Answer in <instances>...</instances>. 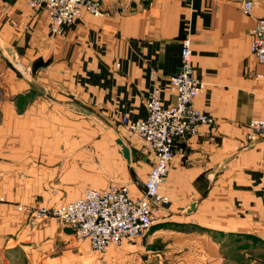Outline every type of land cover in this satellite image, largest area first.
Returning a JSON list of instances; mask_svg holds the SVG:
<instances>
[{
    "label": "crops",
    "instance_id": "1",
    "mask_svg": "<svg viewBox=\"0 0 264 264\" xmlns=\"http://www.w3.org/2000/svg\"><path fill=\"white\" fill-rule=\"evenodd\" d=\"M244 1L100 0L105 14L85 12L55 34L28 0H0V264H108L119 255L95 259L86 239L83 252L67 246L75 235L54 217L32 224L28 207L111 182L144 194L155 156L122 118H146L155 86L164 106L175 102L171 78L184 37L205 82L195 104L214 123L175 142L170 203L119 256L132 253V264H264V138L247 137L249 121L264 118V64L251 52L264 4L254 0L248 13Z\"/></svg>",
    "mask_w": 264,
    "mask_h": 264
},
{
    "label": "built area",
    "instance_id": "2",
    "mask_svg": "<svg viewBox=\"0 0 264 264\" xmlns=\"http://www.w3.org/2000/svg\"><path fill=\"white\" fill-rule=\"evenodd\" d=\"M264 4V0H262ZM35 11L44 10L52 33L60 34L66 26L75 23L85 12L105 14L100 0H28ZM258 2L245 0L243 9L250 13ZM251 52L264 64V15L256 18L251 30ZM182 65L171 78L176 100L170 106L162 102L159 86L151 89L145 98L147 116L123 123L145 141L155 156L154 164L145 181V192L133 197L125 184L111 182L105 188H86L74 200L56 206H39L35 218L54 217L64 227L76 230L75 236L86 239L93 251L104 253L112 246L144 236L151 228L155 216L170 203L165 191L166 175L174 156V145L179 138L197 134L203 124H213L214 118L195 104L205 82L195 72L194 53L190 37L182 39ZM250 140L264 138V118H252L248 123Z\"/></svg>",
    "mask_w": 264,
    "mask_h": 264
},
{
    "label": "rangeland",
    "instance_id": "3",
    "mask_svg": "<svg viewBox=\"0 0 264 264\" xmlns=\"http://www.w3.org/2000/svg\"><path fill=\"white\" fill-rule=\"evenodd\" d=\"M51 31V30H50ZM62 203V202H61ZM60 204V203H59ZM39 206H46V205H37V206H33V207H28V211L30 212L31 214V223L32 224H37L38 222L42 221V219L40 218H35L34 215H33V212H35V209L38 208ZM56 206V205H55ZM166 206V205H165ZM165 206H163L165 208ZM48 207H51V206H48ZM163 209V208H161ZM160 209V210H161ZM44 220V219H43ZM143 237V236H142ZM142 237H139V238H142ZM139 238H136V239H139ZM136 239L134 240H128V241H124L123 243H121L120 245H115V246H112L109 250H107L106 252L104 253H95L94 252V256H95V259L97 258H103V257H106L108 255H106L109 251H111L112 249H117V250H120L119 251V255H120V252L122 251V247L124 245L127 244H130L132 243L133 241H135ZM83 240L85 239H81L77 236H73V239L71 240V243L67 246H70V247H80L81 248V245L83 244ZM81 252H83V249L81 248ZM127 252V251H126ZM124 252L122 254V256H117V255H110V259H109V263L108 264H122V263H125V264H132L133 262V255L132 253L130 252ZM96 254V255H95ZM98 255V256H97ZM78 257V256H77ZM95 264V263H94Z\"/></svg>",
    "mask_w": 264,
    "mask_h": 264
},
{
    "label": "water",
    "instance_id": "4",
    "mask_svg": "<svg viewBox=\"0 0 264 264\" xmlns=\"http://www.w3.org/2000/svg\"><path fill=\"white\" fill-rule=\"evenodd\" d=\"M9 51L12 53V50L9 49ZM116 142L118 143V145L121 147L122 149V152L125 156V158L128 160V162L130 163L131 162V151H130V148L127 144V142L122 138V137H118ZM197 206V203L196 202H193L187 209L188 212H192L195 210ZM64 231L68 234H75L76 233V230L73 229L72 227H69V226H66L64 228Z\"/></svg>",
    "mask_w": 264,
    "mask_h": 264
}]
</instances>
